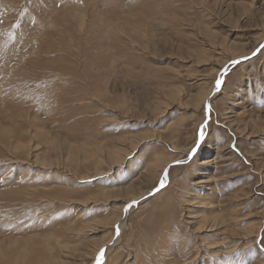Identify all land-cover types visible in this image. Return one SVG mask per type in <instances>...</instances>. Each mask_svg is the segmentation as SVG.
<instances>
[{
  "label": "rangeland",
  "instance_id": "1",
  "mask_svg": "<svg viewBox=\"0 0 264 264\" xmlns=\"http://www.w3.org/2000/svg\"><path fill=\"white\" fill-rule=\"evenodd\" d=\"M261 45L264 0H0V264H264Z\"/></svg>",
  "mask_w": 264,
  "mask_h": 264
},
{
  "label": "snow or ice",
  "instance_id": "2",
  "mask_svg": "<svg viewBox=\"0 0 264 264\" xmlns=\"http://www.w3.org/2000/svg\"><path fill=\"white\" fill-rule=\"evenodd\" d=\"M261 48H264V45H261ZM233 64H236V63H239V61H233L232 62ZM221 83H222V80H220V79H218L217 81H216V90L217 91H219L220 90V86H221ZM205 111H206V113L207 112H209L210 111V106H207L206 105V107H205ZM203 127V126H202ZM203 131L201 130V132H200V140H203ZM198 143H199V141H198ZM195 153V149H193V154ZM164 175H165V177H166V175H167V172L165 171V173H164ZM164 186V184H163V179H161V182H160V187H163ZM158 190V189H157ZM135 202H133V204H134ZM133 205L132 204H129V205H127L126 207H125V212H127L128 211V209L130 208V207H132ZM116 235H119V226H117L116 227ZM104 257H105V249H103V248H101L100 250H99V253H98V255L96 256V264H104Z\"/></svg>",
  "mask_w": 264,
  "mask_h": 264
},
{
  "label": "bare ground",
  "instance_id": "3",
  "mask_svg": "<svg viewBox=\"0 0 264 264\" xmlns=\"http://www.w3.org/2000/svg\"><path fill=\"white\" fill-rule=\"evenodd\" d=\"M213 90H214V91H211V92H210V94H209L210 96H211L214 92H216V86H215V89H213ZM214 94H215V93H214ZM206 101H207V100H206ZM202 131H203V133H204V130H202ZM117 154H118V153H117ZM208 162H209V161H203L201 164H208ZM161 179H163V184H165L166 181H165V177H164V175H162V178H161ZM148 193H149V192H148ZM148 193H146V194H148ZM146 194H145V195H146ZM128 205H129V204H128ZM119 225H120V223H119ZM119 225H118V226H119ZM120 226L122 227V225H120ZM120 226H119V229H121ZM117 239H118V238H117ZM117 241H118V240H116L115 242H117ZM115 242H111V243L113 244V243H115Z\"/></svg>",
  "mask_w": 264,
  "mask_h": 264
},
{
  "label": "water",
  "instance_id": "4",
  "mask_svg": "<svg viewBox=\"0 0 264 264\" xmlns=\"http://www.w3.org/2000/svg\"><path fill=\"white\" fill-rule=\"evenodd\" d=\"M207 103H208V101H207Z\"/></svg>",
  "mask_w": 264,
  "mask_h": 264
}]
</instances>
